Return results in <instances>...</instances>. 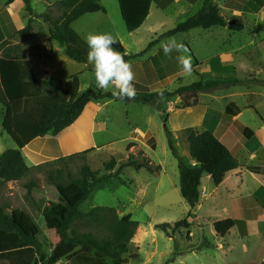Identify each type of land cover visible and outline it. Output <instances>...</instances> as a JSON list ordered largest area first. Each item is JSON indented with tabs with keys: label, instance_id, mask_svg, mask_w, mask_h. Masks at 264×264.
Listing matches in <instances>:
<instances>
[{
	"label": "rangeland",
	"instance_id": "1",
	"mask_svg": "<svg viewBox=\"0 0 264 264\" xmlns=\"http://www.w3.org/2000/svg\"><path fill=\"white\" fill-rule=\"evenodd\" d=\"M7 1L0 0V43L9 40L13 44H19L26 52L36 76L40 79L50 78L43 71L45 70L44 65L49 63L47 58L51 57V62H55V68L51 69L48 64V68L51 70L50 74H56L57 69L61 70L59 75L64 80L70 76L78 75L81 80V92L89 89L97 92L102 91L96 86L92 65L72 61L63 53H54L56 46L50 39V28L56 25L64 13L63 7L59 4L63 0H31L33 16L25 11L23 0H17L9 6L6 5ZM213 1L222 7L225 5L224 0ZM101 2L106 10V15H89L81 19L75 25V31L80 36L82 35L83 39L88 33L109 32L120 42L124 41L132 54L144 51L152 40L157 39L155 34L161 35L174 29L179 23L186 21L192 15V11L196 9V6L190 8L188 3L168 6L164 11L155 6L147 23L138 31L129 33L123 21L118 0H101ZM236 4L233 3V6L236 7ZM239 5L248 10H258L264 6V0H240ZM201 7L197 8V11ZM30 18H33L32 33L29 38H26L18 32L27 27ZM226 19H234L242 23L245 29L247 28V22L242 17L232 16ZM155 27L156 29H154ZM234 35V40L226 43L230 39L228 31H225L223 27H217L212 30L199 28L192 33L177 34L170 38H175L181 43L187 41L190 50L199 59L225 49L231 50V47L237 48L238 41L240 43L249 41L252 44L255 39L264 42L263 38L255 37L253 33H250L249 28L245 33H235ZM170 38H165L162 41L166 42ZM158 47L150 49L143 57L130 62L136 78L141 77V74L135 70L136 66H139L137 62L144 60L151 63V55L157 51ZM248 50L245 48L244 53L251 58L255 57L256 54L251 51V47ZM176 57L175 55L169 64H165L163 70L158 67L159 70L152 72V75L147 78L142 77L145 79L143 82H134L137 92H171L180 86L191 85L198 81L199 78L195 73L196 67L191 76L185 77L176 63ZM236 65L238 71L232 72V75L245 82L247 88L238 91L228 90L230 88L218 89L205 93L202 97L201 109L192 114L187 113V110H179L183 105L180 97L149 105L128 101H111L101 111L98 121L101 126L94 132V140L89 138V144L94 143L95 150L85 156L86 163L93 171L97 172L99 176L109 174L110 172L105 169V164L111 158H115L118 166L112 171L114 174L130 154L138 157L140 152H144L153 163L161 166L159 173L125 169L121 177L127 181L126 185L116 178L100 184L80 208L82 212L89 213L96 207H111L116 209L120 218L131 214L132 219L140 223V228L130 244V251L125 256L126 264H168L170 259H174V262L169 264H264L261 262L264 259V220L260 216L264 212V208L257 205L256 198L241 200V197H236L234 199L236 210H238V205L244 207V209H239V215L252 219L248 225L249 234L246 237H241L240 229L237 227L233 228L224 238L218 236L213 226L214 222L227 218L233 207L226 187L212 195V191L216 187L213 181L207 178L208 175H205L201 194L206 190L209 194L211 193V196L208 199L201 196L199 202L201 206L192 209L181 196L178 160L169 148L167 137L168 129L174 135L179 155L188 162L191 156L184 134V126L202 121V114L207 115L206 119L211 120L221 110L223 121L220 128L231 130L230 138L238 145L241 143L239 148L244 145H248L249 150L258 147V141L250 142L242 136V127L259 132L262 126V119L256 111L248 108H257L260 115L264 117V82L257 76H250L251 78L246 79L248 78L246 71L251 67L246 58H244V62L237 61ZM225 73L219 72V74ZM168 75L170 76L168 77ZM206 77L207 79L202 74L204 80L231 79ZM42 98L50 100L53 97ZM91 102L94 105L90 108V112L94 113L97 109L96 101ZM25 104L28 105L29 102L17 101L0 104V156L9 149L17 148L14 140L6 132V128L11 125V114L22 111ZM208 108H212L213 111L207 112ZM240 110L242 111L240 122L233 126L230 120ZM27 113L39 120H42L45 115L43 109L35 105L28 108ZM136 129L141 130L143 134L136 132L132 136V132ZM148 131L156 139L157 148L155 150L143 141ZM48 136L35 139L22 150L30 168L57 160L54 156L58 141L52 135ZM69 141H76V137L69 136ZM130 143H134L136 146L127 151ZM91 149L93 148H89V150ZM85 151L88 149L81 152ZM262 162H264V157ZM82 163L81 160L71 162V173L74 176H77ZM31 180L36 181L37 184V188L33 191V198L41 210L46 206L58 203L63 195L72 196L75 189H60L49 185L44 172L34 168L28 177L20 181L0 183V207H3L9 216L12 211L20 210L25 223L38 236L43 252L51 256L54 248L62 239L61 222L56 218L44 217L41 213L35 218L32 217L29 212V199L25 188ZM232 181L235 182V179ZM247 182V188L242 192L244 198H246V194H250L254 190L257 191L258 188V185L250 177ZM258 194H261V191ZM252 202L253 205H251ZM184 219L188 220L190 229L178 230L174 238H170L165 232L156 228L157 225L164 223L174 225ZM257 220L262 221L257 222ZM242 229L245 230L243 227ZM81 231L86 232L87 230ZM8 259L4 260L2 264L17 262L16 256ZM58 264H64V261Z\"/></svg>",
	"mask_w": 264,
	"mask_h": 264
},
{
	"label": "trees",
	"instance_id": "2",
	"mask_svg": "<svg viewBox=\"0 0 264 264\" xmlns=\"http://www.w3.org/2000/svg\"><path fill=\"white\" fill-rule=\"evenodd\" d=\"M15 1L8 0L6 5L9 6ZM23 2L25 11L33 16L31 0H23ZM118 2L127 31L133 33L140 29L150 14L152 0H118ZM59 4L63 7L64 13L56 25L50 28V39L57 41L64 48L65 55L72 61L88 64V48L85 40L72 25L85 15L106 12V10L101 0H63ZM32 22L33 18H30L27 27L20 30L18 34L29 38L32 33ZM227 26L235 33L245 29L242 23L234 19L227 20L222 16L218 5L213 0H205L195 15L179 23L172 30L155 35L157 39L152 40L144 51L136 55H128L119 40L113 47L121 51L124 59L130 62L146 55L152 47L165 38L199 28L210 30ZM184 45L187 46V44ZM172 53L170 57L165 56L160 49L158 54L151 58V63L144 62L143 66L147 70L152 65L160 67L161 61L169 64L175 55H179L175 51ZM191 54L193 55L192 51ZM195 73L199 78L198 81L191 85L180 86L175 91L137 92L135 99L121 100L112 96L110 92H97L90 89L81 92V80L78 75L68 80L40 79L36 76L22 47L9 40L2 41L0 43V104L17 101L29 102V104H25L19 113L11 114V125L6 128V132L14 140L17 148L9 149L0 156V183L20 181L28 177L34 168L44 172L49 185L60 189L74 188L75 192L70 197L63 195L58 203L41 210L33 198V191L37 188L36 181L31 180L25 186L32 217L35 218L41 213L44 217L56 218L61 222L62 239L51 256L43 252L38 236L25 223L20 210L12 211L9 216L5 213V209L0 207V264L12 256L17 257V262L14 264H58L61 261H64V264H126L125 256L130 251V244L140 228V223L134 221L131 214L120 218L115 208L96 207L89 213L82 212L80 208L98 185L107 183L113 178L126 185L127 181L121 177L125 169L159 173L161 166L153 163L144 152H140L138 157L130 154L114 174L112 171L118 166V162L115 158H111L105 164V169L110 173L99 176L85 159V156L95 149L62 157L33 168L27 165L22 150L35 139L44 138L47 135L58 136L76 122L91 101H128L149 105L180 97L183 105L179 110H186L199 105L201 93L245 84L240 80H204L197 71ZM42 97L53 98L49 100ZM58 100L62 101L57 102ZM34 105L45 112L42 120L28 115V108ZM252 109L263 120L259 111ZM184 134L193 163L182 159L176 148L174 135L167 129L169 148L178 160L181 196L192 209H195L201 199L204 176H210L215 187H219L227 174L238 169L240 164L230 149L211 131L199 133L193 128H187ZM253 136L254 132L246 128L244 137L250 140ZM143 141L153 150L157 148L156 139L151 132L147 133ZM135 146L134 143H130L127 151ZM77 160L83 163L79 167L77 176H74L71 173V162ZM252 171H257V168H252ZM236 225L237 221L231 218L219 220L213 224L215 232L222 238ZM156 228L165 232L170 238H174L178 230H189L190 224L187 219H184L174 225L164 223L157 225ZM83 229L87 231L82 232ZM173 262L174 259H170L167 263Z\"/></svg>",
	"mask_w": 264,
	"mask_h": 264
},
{
	"label": "crops",
	"instance_id": "3",
	"mask_svg": "<svg viewBox=\"0 0 264 264\" xmlns=\"http://www.w3.org/2000/svg\"><path fill=\"white\" fill-rule=\"evenodd\" d=\"M224 1H225L224 2L225 5L223 7L221 5H218V7L221 10V14L225 18L232 17V16L242 17V19H244L247 22L246 23L247 28L244 31H242V33H245V31L247 32L248 28H249L250 33H253V35L255 37H261L264 39V10H263L264 6L258 10H254V9L248 10V9L242 8L239 5L240 0H227V1L224 0ZM204 2H205V0H152V6H151L150 14L142 26H144L147 23L148 19L152 15V11H153V8L155 6L158 9L164 11L168 6L179 5L181 3H188L190 8H192L193 6H196V9H194L192 11L191 16H193L198 12L197 8H200V6H203ZM233 3H235V4L238 3V4H236V7H235V6H233ZM224 11H225V13H223ZM97 14L106 15V12H98V13L88 14V15L83 16L82 18H80L79 20H77L76 22L73 23V25H72L73 29L75 30V25L81 19H83L89 15H97ZM260 22H262V23L260 24ZM108 27H110V26H108ZM154 29H156V27ZM212 29H210V30H212ZM224 29H225V31H228L229 37H230L229 41L227 40L226 43L233 41L234 37H235V35H234L235 33H233L229 29L228 26L224 27ZM193 31H195V30H193ZM83 32H86V31H83ZM189 33H192V31H190L186 34H189ZM155 35H157V34H155ZM53 42H54V45L56 46L54 53L59 52V53H63V55H64L65 54L64 48L57 41L53 40ZM186 42L187 41H184L183 44H187ZM121 44L124 47V49L128 55H136V54L130 53V51L127 49V45L125 44L124 41L123 42L121 41ZM160 44H161V42H159L157 45H155L152 48L159 46L158 47V49H159ZM186 47L190 51V45L187 44ZM236 47L237 48L231 47V50H229V49L222 50L218 53L211 54V55L206 56L204 58L201 57V59H199V57H197L194 54L192 55L190 52V54L193 58V60H192L193 67L195 66L196 71L199 74L201 73L200 74L201 76L203 74V76L206 79H207L206 76H210L212 79L231 78V79H226V80H238L235 77V75H232V72L238 71V66L236 65L237 61L244 62V58H246V60L249 61L250 65H251L250 69H248L246 71L247 72L246 74H248V78H246V79L251 78L250 76H257L259 79L260 78L262 79L261 81L264 82V78H262V76H264V42L262 40L259 41V40H255V39H254V41H252V44L249 41L244 42V43H240L238 41V45H236ZM250 47H251V51H253V53L256 54L255 57H253V58L249 57L248 55H246L244 53L245 48H247V51H249L248 49ZM158 49L156 51L157 53L153 52V54L151 55V58L158 54V52L160 50V49L159 50ZM47 60L49 61L48 64L50 65L51 69L55 68V62L54 63L51 62V57L47 58ZM132 61H135V60H132ZM132 61H130V62H132ZM144 62H145L144 60L137 62V63H139V66H136L135 70L141 74V77L138 78L139 77L138 76L135 79V83L143 82L145 79H142V77L147 78L149 75H152V72L154 73V72L159 70V69H157L159 66H156V65H152L149 69L146 70L145 67L143 66ZM159 63L161 65L163 64L162 66H160L163 70L165 68V63H163V61H161ZM48 64L44 65L45 70L43 72L45 73V75H47V77L49 76L50 78H59L61 80H64L59 75V73H61V70L59 71L57 69L56 74H50L51 70H50V68H48V66H49ZM48 70H50V71H48ZM219 72H223V73L227 72V73L219 74ZM170 75H168V77ZM71 77H73V76H70L68 79H70ZM246 88L247 87L244 84V85H238V86L231 87L228 90L238 91V90L246 89ZM203 94H205V93H201L199 95V105L197 107H194L191 109H186L187 113L192 114V113L198 111V109H201L200 106H201ZM111 101H113V100L96 102L95 105L97 106V109L94 113L90 112V108L94 105L93 102H90L86 106V108L83 111V113L81 114V116L76 120V122L73 125H71L67 129L62 131L58 136H53L58 141L56 148H55V150H56V155L54 156L55 159L70 156L72 154L84 151L86 149L89 150V148H91V147L93 149L95 148L94 143L91 145L89 144V138H91L92 141L94 140L93 134L96 131V129L99 128V126H101V123H98L101 111L103 110L104 106L107 105ZM252 108L257 110V108H255V107H250L248 109H252ZM208 109L209 110L207 112H209L210 110L213 111L212 108H208ZM170 112L172 113L171 110H170ZM201 116H202V121H198L197 123H194V122L189 123L188 125L184 126L185 127L184 130L187 128H193L194 130H196L199 133H201L203 131H211L212 133H214L218 137L219 140H221L230 149L232 154L238 160L240 167L234 171L229 172L227 174L224 182L219 187H216L212 191V195L219 192L220 189H222L223 187H226V191H228V194L230 196V200H231V203L233 204V207H232L229 215L227 216V218L225 217V219L231 218V219H234L235 221H237V225L234 228L238 227L240 229L241 237H246L249 234L248 225L252 219H249L248 217L244 218L242 215H239V209L240 210L244 209V207L239 206L237 203L238 210H236L237 206L235 204L234 199L236 197H241V200L248 199V198H254V199L256 198L255 200L258 203L257 205L259 207L264 208V162H262V158L264 157V117L262 120V126L259 129V132L252 130L254 132V136L252 137V139H250V142L258 141L259 142L258 147L255 149L249 150L248 145H244V146H241V148H239L241 143H240V145H238L235 143V141L233 139L230 138V133H231L230 129L229 130H222L220 128L222 121H223V112L221 110H220V112L215 114L213 119H211V120L209 118L206 119L207 115L202 114ZM241 117H242V111L240 110L236 113L235 116H233V119L230 120L231 121L230 123L233 126H236V123L240 122ZM246 128H248V127H242V129H243L242 136H244V131ZM136 132H140L141 135L143 134L141 130L136 129L134 132H132V136H134L136 134ZM148 132H150V131H148ZM69 136L76 137V141L70 142ZM46 137H49V136L47 135ZM97 149H100V148H97ZM188 162L193 163L191 159ZM252 168H257V171H252ZM248 177H250L254 181V183H256L258 185V188L256 189L257 191L254 190L252 193L246 194V198H244L242 192L245 188H247ZM207 178L211 179V181H213L210 176H207ZM233 179H235V182L232 181ZM258 189H259V191H261V194H258L259 193ZM201 196L203 198L208 199L211 196V193L209 194L206 190H204L203 193L201 194ZM225 202H228V201H225ZM246 204H248V203H246ZM251 205H253V202ZM251 205H249V206H251ZM198 206L200 207L201 205L198 204ZM248 208L249 207L247 205V209ZM260 216L264 220V212ZM225 219H223V220H225ZM261 221L262 220H257V222H261ZM242 227L245 230H243ZM242 234H244V235H242ZM261 262H264V259Z\"/></svg>",
	"mask_w": 264,
	"mask_h": 264
},
{
	"label": "clouds",
	"instance_id": "4",
	"mask_svg": "<svg viewBox=\"0 0 264 264\" xmlns=\"http://www.w3.org/2000/svg\"><path fill=\"white\" fill-rule=\"evenodd\" d=\"M84 40L88 48L87 63L92 65L97 88L105 93L110 92L117 99H135L136 75L131 63L124 59V54L113 47L119 42L117 38L109 32H98L88 33ZM160 48L165 56L170 57L173 51L179 53L176 60L181 73L185 77L192 75L193 58L183 43L170 38L162 41Z\"/></svg>",
	"mask_w": 264,
	"mask_h": 264
}]
</instances>
